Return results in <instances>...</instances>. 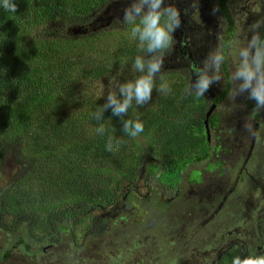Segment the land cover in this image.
<instances>
[{
	"label": "trees",
	"instance_id": "16d2710c",
	"mask_svg": "<svg viewBox=\"0 0 264 264\" xmlns=\"http://www.w3.org/2000/svg\"><path fill=\"white\" fill-rule=\"evenodd\" d=\"M106 1L110 0H15V13L0 7V164L17 149L29 150L33 159H19L23 176L0 190V220L12 218L10 227L6 222L0 225L11 232L24 227L26 236H17L14 246L32 253L70 235L76 215L93 208L111 209L120 200L126 205L130 199L137 201L139 172L174 186L182 170L192 164L209 167L213 157L206 135L191 131L193 126L205 131L207 107L194 113L200 109L201 96L185 92L187 76L178 75L180 82L173 88L154 85L148 101L138 105L133 98L125 113L114 115V105L107 106L110 94L124 100L117 89L121 81L115 77L126 69V77L137 75L128 62L143 60L144 69L137 75L141 77L147 75L151 57H165L171 48L163 54L149 52L139 33H132L134 24L120 32L122 44L116 52L104 46L97 58L79 54V46L86 52L100 50L99 36L73 30L88 27ZM219 3L225 7L224 0ZM114 22L121 21L108 26ZM75 47L76 56L70 57ZM257 48L264 49V31ZM113 63H119L117 69L109 68ZM102 77H111L117 91L102 97L88 87ZM251 103L255 105L254 100ZM129 120L144 125L135 138L125 130ZM216 125L214 118L209 120V127ZM192 176V182L200 178ZM36 181L43 184L35 185ZM12 253L10 248L2 251L0 262L9 261Z\"/></svg>",
	"mask_w": 264,
	"mask_h": 264
},
{
	"label": "rangeland",
	"instance_id": "374dc122",
	"mask_svg": "<svg viewBox=\"0 0 264 264\" xmlns=\"http://www.w3.org/2000/svg\"><path fill=\"white\" fill-rule=\"evenodd\" d=\"M116 1L117 3L114 5L111 4ZM187 1L164 0V5H162V7H166L173 4L178 6L181 11V26L183 25L185 32L181 34L180 26L177 29L179 39L176 41L179 42L181 37L188 41L192 32L193 35L203 40V43L196 48L201 55L200 61L207 59L216 60V63H219L216 58L219 57L223 32H216L214 29L208 28L206 25L208 19L204 17L205 13L211 9L217 10L216 6L211 3L212 0H196L197 9L193 8L194 12L192 15L190 14V18H195V20L187 22L185 15V11L189 10L186 7ZM131 2L132 0H110L104 5L102 11L98 12L100 14L94 19V24L92 22L82 31H79L80 28L73 30L76 34L86 33L89 37H100L97 38L100 42L98 46H101L99 51L86 52L82 46H79L77 52L79 54L87 53L94 58L100 55L99 52L104 46L110 51L116 52L119 45L122 44L120 32L129 30L125 28L132 29L134 24L137 26L135 22L137 20L124 21V9ZM228 2L232 9L236 7L232 1L228 0ZM256 19L261 21L260 16ZM115 20L121 22H114L109 27L108 25ZM196 23L197 26L194 25ZM104 25L108 27L99 31ZM263 31L264 28L261 33ZM237 37L227 49L229 69L233 76H237V73L241 71V59L245 60L242 53L246 52L245 46L239 45ZM230 39L231 36L228 34L223 39V47L228 45ZM180 47L181 44H177L174 52V49L171 48L169 57L163 61L161 70L153 76V86L156 85L162 89L173 88L175 82H180L178 75L185 76L184 70L187 73H194L189 67L192 61L188 58L190 61L186 63L184 57L188 56V51L185 50V54L179 53ZM75 50L76 47L72 51L73 54L69 55L70 57L76 56ZM174 54L175 56L172 58ZM136 59L128 63L132 70L131 73L136 71L138 75L141 70L134 66ZM152 59L153 57L150 58V60ZM118 64H110L109 68L117 69ZM195 64L198 65L196 61ZM216 66L217 64L214 65V70L217 68ZM259 71L264 73V69ZM162 72L166 74L165 77L161 74ZM43 73L45 74V71ZM127 74L126 69L123 74H118L115 77L117 81H121L119 85L116 84L117 89L128 83H134L139 78L137 75L126 77ZM219 77L220 74L218 77H207L212 82L204 94L220 95V91L227 88L222 78L218 80ZM262 79L259 81L260 86L264 84V78ZM216 81H218L217 85ZM111 82H113L111 77H102L89 84L88 87L96 90L103 97L111 91H117L115 86L111 87ZM244 83V79L234 78V84L239 86L240 90H230L221 103L213 108L214 111L211 110V112L218 110L220 112L215 120L218 123V135H220L222 146L226 149L221 155L225 164V171L221 175L214 170L215 168H209L213 162L209 164V167L192 164L191 167L194 169L188 167L182 170L181 180L178 184L168 186L162 184L156 175L146 172L141 175L139 172L138 184L140 186L138 187L140 188L137 193L139 198L137 201L130 199V203L125 206L120 200L111 209L93 208L81 215H76L75 224L69 232L70 235L65 233L58 244L43 246L38 252L26 251L22 245L14 246L17 236H26L24 227L19 231L11 232L0 225V253L7 248L13 252L9 261L0 262V264H232L233 257L241 256L243 258L245 249L240 243L242 241H234L236 238H245L246 233L251 229L258 232L257 227L264 225V168L259 174L256 171L260 160L258 147L250 154V160L245 163L246 169L242 167L248 153L247 148L251 143V135L255 131V122L249 115L250 109H247L243 104L244 95L241 85ZM190 85L195 93L197 84L193 76H191ZM185 92H187L186 89ZM200 100V104L197 106L200 109L195 110V114L206 108L203 96L200 97ZM257 117L256 122L259 128L257 135L263 150L262 153H264V106L260 107ZM188 122L189 126L191 121ZM246 124L247 127H245ZM191 131L195 135H206L205 131L199 132L196 126H193ZM209 133V137L213 141L214 131L210 130ZM220 140L219 142H221ZM27 153L29 150L25 152L17 149L14 152L9 151L2 159L0 190L16 176V179L23 176L22 169L24 168L20 160L33 161ZM246 170L258 180L257 187H252L254 180L247 181ZM196 174H199L201 179L192 182L190 179L193 177L192 175ZM36 184L41 186L43 183L36 181ZM250 189L253 190L251 194ZM224 191L227 193L224 194ZM229 194L231 195L228 196ZM209 218H212L210 222H208ZM11 219L10 216H3L0 222L9 223L7 226L10 227ZM30 242H32L31 239ZM229 243L232 244L222 251L221 248ZM228 251L236 254L227 256ZM260 255H264V249L252 253V256Z\"/></svg>",
	"mask_w": 264,
	"mask_h": 264
},
{
	"label": "clouds",
	"instance_id": "9594fccd",
	"mask_svg": "<svg viewBox=\"0 0 264 264\" xmlns=\"http://www.w3.org/2000/svg\"><path fill=\"white\" fill-rule=\"evenodd\" d=\"M115 3H117V1L112 4L114 5ZM162 5H164V0H132L130 5L124 9V21L133 22L138 20L137 26L133 28V33H139L140 40L142 42H147V50L149 52L159 51L163 54L172 47L174 33L181 26L182 18L181 11L178 7L173 4H169L166 7H162ZM0 7L6 12L15 13L17 12L18 5L15 3V0H0ZM213 11L215 12L216 10L214 9ZM260 23V21H257L252 27L258 28ZM141 25L142 28L140 27ZM258 40L259 36L253 35L252 40L249 42V49L254 47ZM227 49L228 47H223V44L220 46V51L218 53L219 57L216 58L219 63H216V60L211 61L207 59L200 61V59L193 58L188 51V55H190L198 65H196L194 61L190 62L192 64L189 67L194 73L192 74L188 72L186 74L184 71V74L187 76L186 84L189 86H191L190 80L191 76H193L194 81L197 84V91L195 92L196 96H203L204 92L211 84V79L207 77H218L220 74L218 80L220 78L225 80L223 77V71H230ZM182 54H185V52ZM242 55L245 56L244 67L237 73V75L243 77L245 81V83L241 85V90L250 86L251 81L256 75L257 69H264V49L256 48L254 56L256 62L255 68L248 63V52L246 51L245 53H242ZM184 57L186 58L187 55ZM165 59H167L166 56L163 57L162 55L160 57H153V59L148 62L147 75L139 77L134 83H128L121 86L120 92L124 95L122 103L116 99L114 94L109 95L107 106L114 105V115L125 113L132 104L133 98H135V102L138 105L145 103L151 98L153 76L161 70ZM186 61L189 62L190 60L186 59ZM215 64H217V68L214 70L213 67ZM134 66L136 69L143 71V60L138 57L135 60ZM217 83L218 81H216V85ZM224 85L226 86L225 83ZM212 97L214 96L212 95ZM249 99L256 101V108L253 109V112H258L260 107L264 106V84L254 88L250 93ZM213 103L215 102L213 101ZM245 127H247V124ZM125 130L129 136L135 138L143 132L144 125L140 120H137L135 123L129 120L125 123ZM255 134L256 133L252 136H255ZM108 150L111 151L110 145L108 146ZM232 264H264V255H247L243 258L241 256H235L232 259Z\"/></svg>",
	"mask_w": 264,
	"mask_h": 264
},
{
	"label": "flooded vegetation",
	"instance_id": "af4514ba",
	"mask_svg": "<svg viewBox=\"0 0 264 264\" xmlns=\"http://www.w3.org/2000/svg\"><path fill=\"white\" fill-rule=\"evenodd\" d=\"M175 1H179V0H173V2ZM233 2V4L236 5V7H232L230 6L228 0H224V5L225 7L222 8L219 0H212L211 3H213L217 10L214 12L213 9H211L209 12L205 13L204 17L207 18L208 20L206 25L208 26V28H212L214 29L216 32H223V35L221 36V45L223 44V39L229 34L231 36L230 42L228 43L227 47L229 48L234 41L236 40L237 37V41L239 43V45H244L246 48V51L248 52L247 55V60L248 63L255 68L256 67V62L254 59L255 56V51L256 48L258 46V44L260 43V32L261 30L264 28V0H230ZM196 0H188L186 3V7L189 8L188 12L185 11V15L187 18V22L188 20H191L192 22L195 20V18H190V14L192 15V13L194 12V9H197L198 3H196ZM243 2V3H242ZM176 6V5H175ZM178 7V6H176ZM222 11V12H221ZM183 13V11H182ZM228 13H230L231 16V21H229L228 19ZM243 15V17H242ZM254 16H255V20H254ZM260 16L261 17V23L260 26L258 28H253L252 25L254 23L257 22V17ZM182 18V15H181ZM197 26V23L194 24ZM181 34L183 32H185V29L183 30V25L181 26L180 29ZM253 35H258L259 36V40L256 42V45L254 47H252L251 49H249V42L252 40ZM185 37V36H184ZM176 39L178 40L179 37L177 36V30L174 33V40H173V45L171 48H173V52L175 51V47L177 46V44H181V47L179 49V53H183L185 52V50L189 51L190 55L195 58V59H200L201 55L198 53V51L196 50L197 46H199L201 43H203V40L192 34L189 36L188 41H185V39L183 37H181L182 42H178L176 41ZM187 42V43H186ZM255 50V51H254ZM172 52V54H173ZM188 55L186 57V59H190L191 61L195 60ZM175 56V54L172 56V58ZM169 56H166V58L168 59ZM244 59H241L242 62V67L241 70L244 67ZM186 63H188L186 61ZM260 69H257L256 72H258V74H256L253 78V80L251 81V84L249 87L243 89V104L247 109H250L249 115L251 120H254V125H255V131L253 132L255 136L251 135V143L249 144V148H247V156L244 159L243 165L242 167L244 169L246 166V162H248L250 160V154H252V152L254 150H256V148L258 147L260 149V160L258 161L257 167H256V171L259 173H261V170L264 168V153H262V149H261V145H260V141L257 135L258 132V126H257V116L259 114L258 112H253V109L256 108V101L254 100L255 105H252L251 101L249 99L250 93L252 92V90L258 86H260V82L261 80H263L262 78H264V73L259 71ZM185 71V70H184ZM183 71V72H184ZM186 72V71H185ZM187 74V72H186ZM223 77L225 80L224 83L227 86V89H224L222 91H220V95H216L214 93H207V94H203V98L205 100V105L207 107V109L205 110V114L206 111H208L209 106L213 103V101L215 102L216 106L218 104L221 103L222 99H224L225 95L230 91V90H234V91H239L240 87L237 86L236 84H234V78L237 79H244L241 76H233L231 74V71H223ZM262 85V84H261ZM186 90L188 92H194V89L192 88V86H189L188 84H186ZM206 93V92H205ZM216 93V92H215ZM225 93V94H224ZM212 95L214 97H212ZM220 98V99H219ZM215 108V107H214ZM214 111V110H213ZM211 112L208 118V122L210 119L214 118L217 119V116H219L220 112L219 110L217 112ZM204 114V116H205ZM206 117V116H205ZM204 121V119H203ZM209 127V126H208ZM213 130L214 131V138L213 141L211 140V138H207L208 142L210 144V146L212 147L211 151H212V158H211V162L210 164L213 162V164L216 165V168L214 170H216V172L221 175L223 171H225V164L221 158V155H223L224 151H226V149L223 148L222 146V141L220 140V135H218L219 131H218V123L216 125V127H209V131ZM219 140L221 142H219ZM247 143V141H246ZM214 146V148H213ZM218 175V176H219ZM246 175H247V181L248 180H254L253 188L257 187L258 184V180H256L253 175L248 172L246 170ZM200 184H203V182H200ZM249 186V185H248ZM253 190L250 189V194ZM224 194H226L227 192L224 191ZM231 194H229L228 196H230ZM239 196V193L237 194V197ZM122 205H125L124 203H122ZM212 218L208 219V222H210ZM264 221V220H263ZM258 232H256L255 229H251V231L246 233V237L245 238H236V240L234 242H237L239 240H241L242 242H240L242 244V246L245 249V256L248 255H252V253L254 254L255 251L256 252H260L264 249V225H259L258 227ZM232 243L227 244L226 246L222 247L221 250H225L227 249ZM230 250V249H229ZM227 256H232L235 255V252H227L226 253ZM218 259V258H217Z\"/></svg>",
	"mask_w": 264,
	"mask_h": 264
},
{
	"label": "water",
	"instance_id": "95a60500",
	"mask_svg": "<svg viewBox=\"0 0 264 264\" xmlns=\"http://www.w3.org/2000/svg\"><path fill=\"white\" fill-rule=\"evenodd\" d=\"M214 106H215V103H213L212 105H210V107H209V109H208V111L206 112V114H205V119H204V125H205V133H206V136H207V138H209V127H208V118H209V115H210V113H211V110H213V108H214Z\"/></svg>",
	"mask_w": 264,
	"mask_h": 264
}]
</instances>
